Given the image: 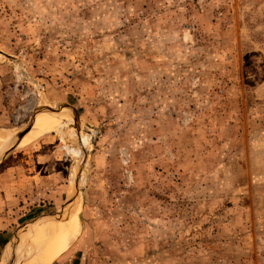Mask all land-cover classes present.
I'll return each mask as SVG.
<instances>
[{
    "label": "rangeland",
    "instance_id": "obj_1",
    "mask_svg": "<svg viewBox=\"0 0 264 264\" xmlns=\"http://www.w3.org/2000/svg\"><path fill=\"white\" fill-rule=\"evenodd\" d=\"M45 112L0 156V264L71 214L51 264H264V0H0V128Z\"/></svg>",
    "mask_w": 264,
    "mask_h": 264
},
{
    "label": "bare ground",
    "instance_id": "obj_2",
    "mask_svg": "<svg viewBox=\"0 0 264 264\" xmlns=\"http://www.w3.org/2000/svg\"><path fill=\"white\" fill-rule=\"evenodd\" d=\"M50 113H39L37 116H36V118H35V122H34V125H33V127L30 129V131L21 139V141H19V144L20 143H22L24 140H26L27 138H29L31 135H33L34 133H37V132H42V131H50V130H56L57 131V129H61L60 127H62V123L60 122V121H58L56 118H58V119H62V117H57V116H54V115H51ZM56 117V118H54V117ZM15 129H17V128H15ZM59 131V130H58ZM20 132V129H18V130H14V132L12 131V130H5V129H1L0 128V156H1V154L2 153H4L6 150H7V148L8 147H10V146H12L13 144H14V142H15V137H16V135L18 134ZM81 140H82V147H84V143H85V137L84 136H82V138H81ZM18 144V145H19ZM86 145V144H85ZM81 149V148H80ZM80 149H77V152H79V150ZM81 151V150H80ZM82 152V151H81ZM78 193V192H77ZM76 196H77V194H76ZM76 196H75V198H76ZM74 198V199H75ZM72 204H74L73 205V208L75 207L76 208V204L75 203H72ZM77 207H78V205H77ZM71 209V208H70ZM71 212H72V210H71ZM74 212V211H73ZM72 215V214H71ZM71 215H69V218H66L65 220H62V221H60V220H54V221H51V222H49V223H47V224H43V225H37V226H33L34 227V229L32 230V229H30L31 230V232L30 233H33V232H35L36 233V231L38 232V233H40V232H42V231H47L48 233L49 232H51V231H53L54 229H55V227H56V225H57V228L59 229V230H61V229H64L65 230V228H69V231H68V235H67V238L65 239V243L68 241V240H70V234H71V229L72 228H74V229H76L75 227H76V225H77V219H76V216L75 217H72ZM46 221H50V219H43V218H37L36 220H34V222H30L31 224H33V223H35V222H41V223H43V222H46ZM55 221H59V222H55ZM79 225V224H78ZM32 226H31V228H32ZM57 229V230H58ZM67 230V229H66ZM77 230V229H76ZM75 230V231H76ZM79 230V229H78ZM78 230H77V232H78ZM30 233H28L27 234V238L25 239L24 238V240H23V242L21 243V245H20V249H23L25 246H26V240L28 239V237H32V240L33 239H35V238H37V237H39V236H41V235H38V236H34L35 234L33 233V234H30ZM41 234V233H40ZM66 234V233H65ZM73 234V233H72ZM46 236V235H45ZM73 237V236H72ZM73 239V238H72ZM71 239V240H72ZM64 240V239H63ZM37 242H39V241H37ZM41 242H43V241H41ZM57 243V242H56ZM59 243V242H58ZM64 243V242H63ZM60 244L61 243H59V245H57V249L55 250L54 249V253H53V258H55V256H56V254H57V251H58V249H59V246H60ZM18 245V244H17ZM17 245H15L14 246V248H13V250H14V253H13V257H15L14 255H16L15 253H16V247H17ZM47 245V244H46ZM69 245V244H68ZM65 246V245H64ZM35 247H36V245L32 248V249H35ZM66 247H67V245H66ZM49 248H51L50 247V245H49ZM55 248V247H54ZM60 248H63L64 249V247H60ZM45 249H47L46 247H45ZM31 250V249H30ZM30 250H28L27 249V251H30ZM49 250V252H50V256H51V249H48ZM48 252V253H49ZM36 253V252H35ZM46 253V252H45ZM8 254V253H7ZM47 254V253H46ZM37 255V258H36V261L35 262H33V263H31V264H43L44 262H41L40 261V259L42 258V256L44 255V252L43 251H41V249L38 251V253L36 254ZM48 255V254H47ZM33 256V255H32ZM49 256V255H48ZM29 257V256H28ZM52 258V257H51ZM50 258V261L53 259H51ZM7 260L5 259L4 260V262H6ZM49 261V262H50ZM3 262V263H4ZM53 262V261H52ZM30 264V263H29Z\"/></svg>",
    "mask_w": 264,
    "mask_h": 264
},
{
    "label": "crops",
    "instance_id": "obj_3",
    "mask_svg": "<svg viewBox=\"0 0 264 264\" xmlns=\"http://www.w3.org/2000/svg\"><path fill=\"white\" fill-rule=\"evenodd\" d=\"M42 233V232H41ZM35 234V233H34ZM46 235V236H45ZM40 240H43L44 242H42V243H44V244H47V245H50V242H46L45 240H50V232L48 233L47 231L45 232V231H43V233H42V237L40 238ZM35 242H33L32 244H30V245H28V247H26V248H24V249H22L23 251L24 250H30L31 248V246H33V244H34ZM48 249H50L49 248V246L47 247V249H46V253L49 255H47L45 252H44V255L42 256V258L40 259V261L41 262H44L43 264H51L52 263V261H50V252H49V250ZM44 251V250H43ZM49 252V253H48ZM56 257V256H55ZM57 258V257H56ZM56 258H54L53 259V261L56 259ZM50 261V262H49Z\"/></svg>",
    "mask_w": 264,
    "mask_h": 264
},
{
    "label": "water",
    "instance_id": "obj_4",
    "mask_svg": "<svg viewBox=\"0 0 264 264\" xmlns=\"http://www.w3.org/2000/svg\"><path fill=\"white\" fill-rule=\"evenodd\" d=\"M37 114H35L31 120V122L29 123L27 129L23 132V133H20L17 135L16 139H15V142H14V145L15 143H18V141H20L29 131L30 129L33 127L34 125V122H35V118H36ZM12 145V146H14Z\"/></svg>",
    "mask_w": 264,
    "mask_h": 264
}]
</instances>
